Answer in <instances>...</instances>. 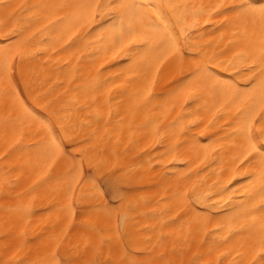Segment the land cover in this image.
Masks as SVG:
<instances>
[{
  "label": "snow or ice",
  "instance_id": "1",
  "mask_svg": "<svg viewBox=\"0 0 264 264\" xmlns=\"http://www.w3.org/2000/svg\"><path fill=\"white\" fill-rule=\"evenodd\" d=\"M0 9V264H264V0H0ZM213 33L215 44L203 41ZM69 52L49 70L82 97L71 112L53 108L24 71L27 59ZM109 52L121 85L103 76L116 67ZM235 61L243 74L225 75ZM162 64L172 78L158 87ZM126 94L121 116L115 101ZM219 141L236 167L210 184L216 160L205 161ZM193 152L199 163L183 159ZM38 198L58 208L57 221L30 239ZM152 203L143 215L155 223L134 231L129 214ZM36 241L45 252L33 258Z\"/></svg>",
  "mask_w": 264,
  "mask_h": 264
},
{
  "label": "bare ground",
  "instance_id": "2",
  "mask_svg": "<svg viewBox=\"0 0 264 264\" xmlns=\"http://www.w3.org/2000/svg\"><path fill=\"white\" fill-rule=\"evenodd\" d=\"M6 3H11L12 5H25V4H36L40 3L41 0H4ZM196 3H216L218 0H195ZM3 10L0 9V21H2L3 16H2ZM18 16H20V12L18 11L17 13ZM21 20H23V16L20 17ZM15 23V21H13ZM13 24H9V28H11ZM0 28H2V24H0ZM201 29H207V25H204L203 22L200 24ZM192 31H196V35L199 36L200 33L193 29ZM219 33H213L211 35H204L203 41L204 42H209L215 44L217 40H219ZM195 39V37H194ZM225 43H227V40H225ZM223 46V45H222ZM232 51L230 50L229 52L226 53L227 58H232ZM87 54V53H85ZM101 57L104 56L103 52H101ZM70 56L69 53H62L60 54V57H51V62H49L45 57L40 56L36 59H27L24 64V71L27 75L30 77H33L36 81V87L37 90L40 91L41 93L46 94V100L48 102H51L52 107L55 109H60V108H66L68 111L73 110V106L77 105L80 100H82V97H79V95L74 92V91H66L69 88V78L70 76H66L64 73H58L55 71L49 70L52 65L57 64L58 60H60L61 64L63 60H67ZM108 63L116 65V67L109 69L108 71H105L103 73L104 77H109V73H111L113 76H118L119 79H115L114 83L116 85H121V81L125 79L124 76L119 75V65L117 64V60L111 59L112 57V52L108 53ZM62 58V59H61ZM122 59V57L120 58ZM73 64L76 63L75 60L72 62ZM103 63V59L98 61L96 67H99V64ZM246 65L242 63L241 61H235V67L233 69H229L228 73H225V75H229L232 71H240L242 74L244 72V68ZM147 71V79L150 80L152 78V75L156 73V68L155 65H152L149 68L145 69ZM93 74H95V68H93ZM159 77V84L158 87H162L166 85L172 78L171 75V69L166 65L162 64L160 65V71L157 73ZM143 81L140 82L142 84ZM137 86H140L139 84ZM75 85H73V88ZM111 87V84L109 85ZM121 91L120 87H116L112 89V94L115 95L116 92ZM133 91L132 88H129V94ZM128 94L121 99V97L117 96L115 102H122L124 105V109L121 111V116L125 115L127 105L130 103L128 100ZM114 102V103H115ZM89 113L87 111L81 113V120L87 119V116ZM210 115V114H209ZM143 119V116H141V120ZM139 123V121H137ZM127 123V122H126ZM207 123V120L205 121V124ZM204 128V125L202 124L200 126V129H196V133L198 134L201 129ZM216 129H211L209 131H206V135H211V132H215ZM226 131V130H225ZM219 135H223V133H219ZM215 139V137H213ZM207 143V141H205ZM223 144L225 147V150H219L220 145ZM227 141H219L218 143L212 144L211 148L208 150L209 155L207 161H205V164H211V161L213 158H215L216 163L212 164L210 168H208V173L211 175V180H209V183L211 184L213 181L219 180L221 183H226L229 181L233 175L234 171L233 169L236 167L231 163V153L228 152L226 153L227 149ZM143 144H141V148H143ZM3 148V142L0 140V149ZM212 149H217L215 156H213ZM201 159H203V150H201ZM191 158L193 159L194 163H199V161L196 160V153L193 152L191 153L190 157L185 156L183 159H188ZM133 159L132 156H129V161ZM0 164H2V161H0ZM201 167H204V164L200 165ZM191 167V165H190ZM67 169H64L66 171ZM195 171V168H193ZM223 173V175H221ZM0 175H2V172H0ZM15 176V174H13ZM203 176L204 173H201ZM70 178V177H69ZM239 179V177H236ZM193 180L196 179L195 176L192 178ZM37 180V175L32 174L31 176H24V178L21 180V188H27L29 185L33 183V181ZM81 180L83 181L84 178L81 177ZM191 183V181L189 182ZM83 186H86L83 185ZM47 187V186H45ZM21 189H17V191H20ZM80 191V188H77V192ZM157 191L160 192V195H163V192L161 189L158 188H151V187H145L144 191L142 194L149 195L151 196L153 193H156ZM32 195V194H30ZM36 195H39V193H36ZM27 199V197H26ZM49 200H41L37 199L35 201L36 205V215L32 216L30 218H26L28 220L29 224V238H33L34 236H49L52 231V226L53 223L57 221V215H58V208H51L49 209ZM155 207V204H149L147 207H140L137 209L136 212L130 213L129 214V222L128 225L131 227L134 231H139L145 227H150L154 221H151L149 219L144 218V213H149L153 210ZM68 222L67 220L64 221L63 224H61V227H64L67 225ZM212 228V225H209V229ZM47 229V231H45ZM2 231V230H0ZM59 231V229H57ZM167 231V230H166ZM225 231L227 229L225 228ZM159 234V233H157ZM144 235H148V233H144ZM222 238V236H221ZM5 241L3 239H0V255L3 254L2 249ZM17 246L19 245V241H16ZM36 244L39 245V247H36L34 245H29L28 247L31 248L32 250V257L35 258L36 256H43L45 252V244L42 243L41 241H36ZM226 247V246H225ZM28 249L25 248L24 251H27ZM223 248H221V251ZM13 251H15V248H13ZM11 255V252L9 253ZM21 257H23L24 252L22 251L20 253ZM231 259V257H229ZM227 264V262H226Z\"/></svg>",
  "mask_w": 264,
  "mask_h": 264
}]
</instances>
